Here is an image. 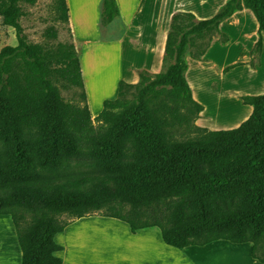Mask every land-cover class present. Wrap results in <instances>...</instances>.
Segmentation results:
<instances>
[{
	"label": "trees",
	"instance_id": "obj_1",
	"mask_svg": "<svg viewBox=\"0 0 264 264\" xmlns=\"http://www.w3.org/2000/svg\"><path fill=\"white\" fill-rule=\"evenodd\" d=\"M36 3L0 0V21L16 36L15 46L0 50V216L11 218L21 264H62L55 237L93 213L127 224L131 234L156 228L179 251L248 243L264 264V92L239 98L251 113L237 128H195L203 106L193 99L185 60L205 35L226 38L219 26L242 10L257 25L259 52L264 0H227L203 20L174 13L164 69L138 71L134 84L119 81L116 98L94 118L74 42L32 43L25 35L23 7ZM53 8L72 34L66 0H53ZM118 18L116 1L101 0V25ZM44 36L56 40L57 31ZM70 88L80 90L79 104L61 95Z\"/></svg>",
	"mask_w": 264,
	"mask_h": 264
},
{
	"label": "rangeland",
	"instance_id": "obj_2",
	"mask_svg": "<svg viewBox=\"0 0 264 264\" xmlns=\"http://www.w3.org/2000/svg\"><path fill=\"white\" fill-rule=\"evenodd\" d=\"M180 3L183 4L182 0ZM23 10L25 16L20 23L30 42H74L72 34L58 21L53 0H37L33 6L25 5ZM213 10H208L202 0V20L210 18ZM92 14L88 12L85 16L89 18ZM224 22L219 30L226 38L217 33L205 35L195 41L196 45L189 52L191 55L185 58L188 66L186 78L193 99L203 106V111L194 121V127L198 129L213 131L237 128L251 113V108L243 105L239 98L264 91V40L257 52L255 45L259 35L252 15L246 10ZM80 23L78 34L84 36L86 42L76 38L78 43L74 45L79 53L86 103L94 118L99 114L94 115L102 98H116L117 80H121V76L124 81L129 80L127 69L131 64L139 63V59L131 56L133 44L116 39L124 33L120 22L114 21L102 27L94 26L95 23ZM49 27L57 31L56 40L44 36ZM15 45V31L0 21V50ZM199 49L204 51L203 55L197 60L193 59ZM162 58L151 74L164 69ZM234 63L243 65L223 74V69ZM79 92L76 88L61 89L63 98L73 104H79ZM183 136L193 138L194 133H184ZM73 169L76 173L89 172L86 167ZM7 221L13 229L11 218L0 216V237L6 234L3 228H6L4 225ZM152 230L153 236L160 239L161 243L159 230ZM142 232L131 234L127 224L93 213L72 220L64 232L55 237V242L64 248L60 254L63 264H138L142 260V254L138 253L143 246Z\"/></svg>",
	"mask_w": 264,
	"mask_h": 264
},
{
	"label": "crops",
	"instance_id": "obj_3",
	"mask_svg": "<svg viewBox=\"0 0 264 264\" xmlns=\"http://www.w3.org/2000/svg\"><path fill=\"white\" fill-rule=\"evenodd\" d=\"M115 1L119 10V18L115 21L120 22L124 29V33L116 39H119L120 42L126 41L133 44L134 49L131 56L139 59V63L131 64L127 69L130 75L129 80L124 81L123 76L120 77L121 80H117L115 92H118L119 81L134 84L138 81L136 72L145 70L151 73L158 63H161L166 32L170 18L174 13L189 12L197 20H202V0H182L183 4L180 3V0ZM226 1L203 0V3L208 10L214 8L211 13L213 16ZM66 5L68 7V23L74 43H78L76 38L86 42L84 36L78 34L80 22H84L86 25L95 23L94 26L102 27L100 23L101 0H66ZM245 11L237 12L233 16ZM88 12L93 13L89 18L85 16ZM103 101L102 98L94 115L101 111ZM4 226L6 228H3V231H6V234L0 237V264H21V252L14 227L12 229L9 221ZM141 231H143V246L138 253L142 254V260L138 264H260L251 257L252 245L248 243L233 244L228 241H217L203 247H188L179 251L165 246L161 239L162 246L160 239L151 233L154 232L152 228L137 232Z\"/></svg>",
	"mask_w": 264,
	"mask_h": 264
}]
</instances>
